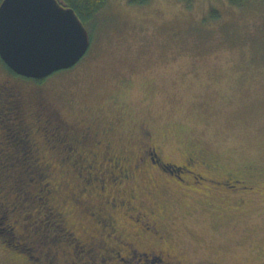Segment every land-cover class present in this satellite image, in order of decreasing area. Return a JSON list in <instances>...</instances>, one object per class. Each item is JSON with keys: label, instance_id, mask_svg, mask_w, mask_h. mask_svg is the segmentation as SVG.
Instances as JSON below:
<instances>
[{"label": "rangeland", "instance_id": "obj_1", "mask_svg": "<svg viewBox=\"0 0 264 264\" xmlns=\"http://www.w3.org/2000/svg\"><path fill=\"white\" fill-rule=\"evenodd\" d=\"M84 25L91 37L86 53L73 68L43 81L38 103L59 111L76 131L82 124L115 122L117 131L107 136L125 154L135 153L140 139L145 140L141 132L147 131L159 146L161 161L180 164L194 151L217 167H198L214 181L203 177L195 184L186 170L172 173L170 166L135 169L127 178L113 180L114 185L106 178L101 192L131 199L132 208L143 213L133 215L135 222L125 207L111 209L99 190L91 191L96 179L90 173L82 184L69 166L70 156L61 164L38 140L40 155L49 162L51 202L65 224L77 236L88 237L100 226L84 214L86 205L88 212L101 208L111 213L116 226L112 235L132 243L134 259L118 239L108 244L127 264H175L150 256L149 249H164L187 264L264 261V0L241 6L227 0H107L93 22ZM3 68L0 62V80L8 77ZM228 172L241 173L245 181H222ZM72 195L78 199L73 201ZM20 197L29 231L36 224L30 221L38 214V199ZM37 209L41 215L35 220L41 221L32 227L34 234L49 224L47 212L41 205ZM60 226H51L58 247L51 251L73 250L75 264H88V251ZM29 241L28 253L35 258L38 247L33 249L35 243ZM47 245L43 242L38 251L43 253ZM34 260L0 240V264L45 261ZM95 262L125 264L116 257ZM50 264L60 263L51 258Z\"/></svg>", "mask_w": 264, "mask_h": 264}, {"label": "flooded vegetation", "instance_id": "obj_2", "mask_svg": "<svg viewBox=\"0 0 264 264\" xmlns=\"http://www.w3.org/2000/svg\"><path fill=\"white\" fill-rule=\"evenodd\" d=\"M75 65L70 68H73ZM5 68H3V70L7 73L8 77H5L4 79L2 78L0 80V113H2L3 116L10 121L6 122L1 128L11 129V127H13L16 130L18 129V131L15 130L17 133H19V130L20 132L26 130L27 137L25 138V143L30 144L31 147L34 148V154H39L37 157L38 159L34 160L44 166L49 162L40 155V149L38 148L39 141L42 142L43 140L47 149L49 150L59 146L60 148L56 153L59 157L57 158L58 162L62 164V162L70 156L69 166L75 173L76 177L80 178L81 181L83 180L82 184L87 183L90 173L92 175V179H96L94 187L91 188V191L99 190L100 192L97 194L103 197L104 202L111 209L116 207L123 209V207H125L127 209L126 214L129 219L134 220L133 215L136 213L135 215L139 216V214L142 212L140 210L138 211L137 208H132L131 199L128 197L121 200L113 193L101 192L104 190L105 184L107 183V181H105L106 178H111L112 180L110 183L112 182L111 185H114L113 183L116 182H113V180L119 181L121 180V177L127 178L130 176L131 171L135 169L142 171L143 169H146V167L153 165L157 166V168L160 167L163 169L165 166H170L172 169H174L170 170L172 173H174L173 171L177 170H180V172L186 170L189 176H191L190 179L193 180V184L196 182L200 183L198 180L200 178L204 179L203 177L214 181L212 178H209L204 173L200 172L198 167H204L205 170H207L214 169L217 166H213L208 159H204L194 151H189L183 162L180 164L161 161L159 158L158 144L156 142L153 143L149 132L142 131L141 135H144L145 140L140 139L141 143L138 145V149H136L134 154H125L122 151L114 149L107 136V134L117 131L115 128V122H108L103 125L101 123H99V125H93L92 123L87 125L82 124L80 128L76 127L79 130L76 131L70 127L69 123H67L65 120H62L63 118L61 117L62 115L59 111L50 109L47 105H44L43 101L42 103H38V98H40L45 91L42 87L43 81L56 73L66 71L70 68L55 71L52 74L42 78L25 77L15 73L8 67ZM22 82L27 84H22ZM7 123L11 126L7 127ZM19 123H22L25 126L24 129L19 127ZM36 131L41 133L39 138L37 135L36 137L34 135ZM103 136H106V138ZM8 145H10L9 142ZM166 163H169V165H166ZM107 164L108 167L106 169L104 168V170L103 167ZM99 166H102V169ZM110 166L112 167L111 169ZM178 178L180 181L186 182V179L183 176L179 175ZM237 178L245 181L243 175L239 172H228L224 175V178H221V180L225 182L226 179L239 181ZM222 181L216 182L221 183ZM204 187L207 188L206 186ZM72 199L75 201L78 198H74L72 195ZM53 207L55 206L53 205ZM87 208L88 207L86 205L84 214H87L91 221H94L98 226H100L99 229L95 230L93 234L89 235L88 237H86V234L77 236L75 231L67 226L65 221H63V213L61 214V212L56 207L55 209H52L56 218L59 219L64 228L69 230V233L76 237V242L83 249H86V252L88 251V253L92 254L94 257H99L101 262L102 259L116 257L122 263L127 264L128 261L119 256V252L117 253L114 247L108 244V242L112 241V245H115L114 243H116V239L121 241L119 237L112 235V232L116 227L114 216L111 213L109 214V212L103 211L101 208L95 210L94 212H88ZM134 221L136 222V220ZM156 232L158 231L156 230ZM135 235L139 236V232L135 231ZM125 239L127 238L125 237ZM121 242L126 245L127 257H131V260L134 259V256L130 253L132 243H127V241H124L123 239ZM47 248V255L50 254L48 256L53 257L58 263H74L66 259L63 254L58 256V254L52 252L51 247L48 246ZM71 252L73 254L74 251L72 250ZM146 253H149V255L152 257L160 255L159 257H162V259L164 258L165 260L175 264H187L185 262V258H177V255L170 254L164 249H149V252ZM159 259L160 261H163L161 258ZM34 261H38L37 258ZM255 264H264V261H259Z\"/></svg>", "mask_w": 264, "mask_h": 264}, {"label": "trees", "instance_id": "obj_3", "mask_svg": "<svg viewBox=\"0 0 264 264\" xmlns=\"http://www.w3.org/2000/svg\"><path fill=\"white\" fill-rule=\"evenodd\" d=\"M59 1L65 6H69L73 8V10L75 11L79 19L83 22V24L84 22H93L96 15L107 3V0H59ZM128 1L130 3L141 4L147 2L148 0H128ZM227 1L231 5L241 6L248 0H227ZM210 14L213 18L218 17L216 11L212 10ZM0 62L3 64L4 67H7L2 61L1 57H0ZM9 121L10 120L5 118L3 114L0 113V240L7 247L27 256L28 259L37 258V260L38 259L45 260L43 256L47 255L48 248L47 247H46L47 249L43 248L42 249L43 253H40L38 250L40 246L43 245L44 242L48 244L47 246L51 247V249L57 252L58 247L54 245L55 244L54 240L56 238L54 237V231L52 230L53 227L51 226L62 225L59 219L56 218V216L54 215L53 209H55V207H53V204L50 202V199L53 197L54 194V189L53 186L51 185L50 180L47 178L49 172L47 171L46 164L44 166L38 163L37 161H35L34 159H38L37 157L39 156V154L38 153L34 154L35 152L34 148H32L30 144L25 143V138L27 137V131L23 130L20 132L19 130V133H17L16 131H18V129L16 130L13 127H11V129L1 128L6 122ZM19 127H22L24 129L25 126L21 123L19 124ZM8 142L10 143V146H7ZM59 148L60 147L57 146L51 149L50 151L56 154ZM22 194L34 195L36 196V199H38L34 204V208L36 210L35 212H37L38 214L35 215L34 219H31L30 221L36 223V224L31 223L33 224L32 225L33 228L35 227V225L36 226L39 225V222L41 221L40 218L37 219V222L35 220L37 217L41 215L37 207L41 205V207L43 208V210L41 211H43L44 213L47 212V215L44 219H47L49 224L47 225L46 223V227L44 225L43 227H41L42 228L40 229L41 233L37 232V234L36 233L34 234L32 227L29 228L30 232L27 231L26 229V223H27V221L25 220L26 214H24L23 213L24 211L21 210L22 198L20 197V195ZM25 207L23 205L22 208ZM33 213L34 212H32V214ZM13 215L14 217H12ZM20 221L22 223H20ZM15 225L20 227V230L15 229ZM62 227L64 226L63 225L60 226V228ZM66 230L69 231L68 229ZM10 233H12L14 237L15 236L17 237L19 235L21 238H17L16 240L13 241L8 238L9 237L8 235ZM36 235L38 236V238L35 242L32 239H35ZM73 238L76 241V237L73 236ZM28 241L35 243L32 244L35 245L33 246V249H37L38 247L35 258L34 256H31L30 253H28V249L32 247L31 245H28L30 244L28 243ZM70 252L71 250L67 252L65 249L64 250L61 249L59 250L58 256L60 254H63V256H65L66 259L68 260L73 259L72 262H74L75 253L73 252L72 254V252L71 253ZM86 255L87 256L85 259L87 262L85 263L97 264L95 262L97 260L101 262L99 260V257H94L92 254H87V253ZM51 258L53 257L50 256V258L47 261L45 260L40 263L50 264ZM78 263L84 264L83 261H79Z\"/></svg>", "mask_w": 264, "mask_h": 264}, {"label": "water", "instance_id": "obj_4", "mask_svg": "<svg viewBox=\"0 0 264 264\" xmlns=\"http://www.w3.org/2000/svg\"><path fill=\"white\" fill-rule=\"evenodd\" d=\"M90 35L59 0H1L0 57L15 73L42 78L75 65Z\"/></svg>", "mask_w": 264, "mask_h": 264}]
</instances>
